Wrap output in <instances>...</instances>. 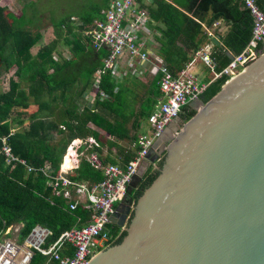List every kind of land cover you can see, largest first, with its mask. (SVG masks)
Instances as JSON below:
<instances>
[{
    "label": "trees",
    "instance_id": "obj_1",
    "mask_svg": "<svg viewBox=\"0 0 264 264\" xmlns=\"http://www.w3.org/2000/svg\"><path fill=\"white\" fill-rule=\"evenodd\" d=\"M111 1L103 0L94 8L89 6L83 14L51 19L53 34L58 39L42 44L34 54L31 49L41 42V34L38 29L33 30L39 13H35L33 3H24L19 15L10 16V21L0 6V77L12 72L7 89L0 90V231L9 225H21L20 236H25L32 227L39 225L50 232L46 240V244H50L62 232L85 225L89 212L81 206L70 211L66 201L55 196L47 186V179L39 169L48 167L49 173L55 176L67 146L75 139L92 137L100 148L102 136L88 125L103 131L114 142L134 140L129 132L137 128V119H133L128 129L125 126L132 117L123 113L131 100L125 98L119 83L115 84L108 74L100 76L99 88L110 99L100 102L95 97L92 107H86L83 101L89 91L94 92L92 80L106 54L103 48L92 46L85 32L93 21L102 17ZM137 2L150 19L152 33L147 46L173 76L192 61L193 54L207 41L204 29L212 28L216 21L226 26L224 34L213 31L221 43L212 47L216 73L229 62L226 52L241 53L250 39L252 18L242 0ZM254 3L264 13V0H254ZM73 16L77 18L76 23H71ZM58 42L64 47L65 57L57 49ZM203 80L209 81V87L200 95L206 102L219 91L226 77L211 81V76L206 75ZM114 86L115 93L112 92ZM30 106L34 110L28 109ZM182 109V121L194 114L186 106ZM24 121L27 124L23 126ZM114 142L107 141V144ZM115 146L121 151L120 167H125L136 148L134 144L132 151ZM3 147L23 160L32 171L26 172V167L18 163L13 166L7 163ZM99 148L78 150V166L68 174L70 180L93 185L102 179L101 170L87 158L91 151L98 156ZM98 159L101 166L112 162L101 160L99 156ZM156 175L157 172L147 175L137 198ZM106 227L109 235H116L115 228ZM123 236L124 233L113 244ZM43 261L44 257L35 253L29 264H42Z\"/></svg>",
    "mask_w": 264,
    "mask_h": 264
},
{
    "label": "water",
    "instance_id": "obj_2",
    "mask_svg": "<svg viewBox=\"0 0 264 264\" xmlns=\"http://www.w3.org/2000/svg\"><path fill=\"white\" fill-rule=\"evenodd\" d=\"M186 107L194 114L155 140L115 204L108 225L124 236L86 264H264V53Z\"/></svg>",
    "mask_w": 264,
    "mask_h": 264
},
{
    "label": "built area",
    "instance_id": "obj_3",
    "mask_svg": "<svg viewBox=\"0 0 264 264\" xmlns=\"http://www.w3.org/2000/svg\"><path fill=\"white\" fill-rule=\"evenodd\" d=\"M143 1L148 3L149 0ZM242 2L252 18L250 39L242 52L233 55L220 72L216 73V65L211 58L213 44L210 42L215 35L210 29H204L207 41L193 54L192 61H197L205 67L211 75V81L224 76L226 80L223 84H225L264 53V13L258 9L254 0H242ZM149 22L146 10L139 6L137 0H113L102 12V17L93 21L90 29L85 32L89 35L92 46L103 48L106 53L101 60V67L95 72L92 80L94 92L89 91L98 101L110 99L99 88L100 76L108 74L113 82L118 84L128 73H134L132 67L135 62L147 60L144 40L151 34L148 28ZM122 59L125 61V67L121 66ZM192 61L175 76L162 62L160 63L156 82L159 100L155 109L145 119L150 129L149 133L141 134L136 138L135 154L125 167L114 164L101 166L97 154L91 151L87 158L101 170L102 179L93 185L70 180L68 178L70 159L73 157L77 161L78 150L81 147H84V150L99 148L92 137H86L69 143L66 149L70 152V154L67 152V166L63 163L66 153L55 176L49 173L48 167L39 169L46 177V184L53 194L64 199L70 211L78 206L87 210L88 221L80 228H71L62 232L50 244H46L50 235L46 228L35 225L25 236H20L21 225H9L0 231V264H29L35 253L44 257L42 264H86L99 251L114 243L120 233L111 236L100 231L108 225L114 205L124 197L137 166L154 141L177 118L182 107L199 98L209 84V81H204L194 74ZM116 91L117 88L114 86L112 92ZM2 151L7 163L12 166L18 163L26 167L24 161L14 157L7 147H3ZM31 171V168L26 167V172Z\"/></svg>",
    "mask_w": 264,
    "mask_h": 264
},
{
    "label": "crops",
    "instance_id": "obj_4",
    "mask_svg": "<svg viewBox=\"0 0 264 264\" xmlns=\"http://www.w3.org/2000/svg\"><path fill=\"white\" fill-rule=\"evenodd\" d=\"M209 30V29H208ZM211 31H218V33L224 34L226 31V26L222 21H216L213 23L212 28H210ZM152 33V32H151ZM151 36V35H150ZM219 41V45H220ZM148 58L147 61L150 64L144 65L143 63L145 61L141 62H135L133 64V74H127L124 76L120 81L118 86L121 88L122 94L125 96V98H129L128 100L130 101V106L127 108V110H124L123 113L126 114V116H131V121L126 124L125 127L128 129L130 128V125L133 121V119H137V128L136 129H130L129 135L134 136L133 142H128V140H117L114 142L113 138L111 137H106L107 135L96 128H94L92 125H88L89 128L94 129L98 134L102 136V139L100 140V148H99V153L98 156L101 160L105 161H112V164H116L118 166H122L120 161H121V151L118 149V147L115 146L118 145L121 147V149L124 150H133V144L136 140V138L141 135V134H147L149 133V126L146 123V120L143 119L145 114L148 112H152L155 109L156 102L159 100V94L157 90V85L155 80L157 81L158 79V69L160 67V63L157 61V56L155 55L154 51H152L149 47L146 49ZM65 57V56H64ZM124 59L121 61V66L125 67L124 64ZM193 63V71L197 70L200 73L201 79H204L206 69L205 67L197 62V61H192ZM198 76V75H197ZM157 94V96H154ZM84 103L86 107H92L95 98L92 93H89L84 97ZM184 109H181V111L178 114V117L174 119L162 132L159 138H161V142H166L175 132V129L182 123V115L184 114ZM142 115V116H141ZM142 118V119H141ZM145 131L143 132V130ZM133 138V137H130ZM96 141V140H95ZM107 141H113L114 144L109 145L107 144ZM155 143V141H154ZM69 150V149H68ZM66 150V153L70 152ZM71 150V149H70ZM67 155V154H66ZM65 155V157H66ZM64 157V159H65ZM63 159V163H64ZM70 170L68 171L69 174L72 170H75L76 167L78 166V161L79 158H77V161L75 158L70 159ZM110 163V162H108ZM110 163V164H111ZM67 166V165H65Z\"/></svg>",
    "mask_w": 264,
    "mask_h": 264
},
{
    "label": "rangeland",
    "instance_id": "obj_5",
    "mask_svg": "<svg viewBox=\"0 0 264 264\" xmlns=\"http://www.w3.org/2000/svg\"><path fill=\"white\" fill-rule=\"evenodd\" d=\"M102 1L103 0H0V6L5 9L4 13L6 15V18L10 21V16L17 17L19 15L21 7L24 3H26L27 5L29 3H33V6L35 7V13L39 12L37 14L38 19L34 22V26L37 28L33 27V30L38 29L39 33L41 34V42L31 49V53L34 54L42 44H48L49 42L58 39L53 34L51 19L57 20L61 17H66L69 15L72 16L76 14H83L84 12L88 11L87 8L89 6L91 8H94L100 5ZM76 21L77 18L73 16V19H71V23H76ZM57 49L63 56H66V52L63 50L64 47H62L59 42L57 44ZM11 73L12 72L10 71L7 74L1 75L0 90L7 89L8 79L11 76ZM194 74L198 75V77L201 76L197 70L194 71ZM206 75L210 74L206 71L205 76ZM28 109L34 110V107L30 106ZM26 124L27 122L24 121L23 126ZM144 131L145 129L143 130V132Z\"/></svg>",
    "mask_w": 264,
    "mask_h": 264
},
{
    "label": "flooded vegetation",
    "instance_id": "obj_6",
    "mask_svg": "<svg viewBox=\"0 0 264 264\" xmlns=\"http://www.w3.org/2000/svg\"><path fill=\"white\" fill-rule=\"evenodd\" d=\"M156 167H158V164L156 165ZM154 172H156L155 169L151 172V174L154 173ZM146 177H147V176H145V177L143 178L141 184L138 186L136 192L134 193V198H135V199L137 198V197H136V194L142 189L143 184H144V181L146 180ZM114 207H115V205H114ZM114 207H113V213H114ZM112 218H113V216H112ZM112 218H111V219H112ZM118 233H120V235L117 237V239L121 236V234H122L123 232H120V230H117V233H116V234L118 235ZM117 239H116V240H117ZM116 240H115V241H116ZM115 241H114V242H115Z\"/></svg>",
    "mask_w": 264,
    "mask_h": 264
},
{
    "label": "bare ground",
    "instance_id": "obj_7",
    "mask_svg": "<svg viewBox=\"0 0 264 264\" xmlns=\"http://www.w3.org/2000/svg\"><path fill=\"white\" fill-rule=\"evenodd\" d=\"M149 28V27H148ZM149 30H150V28H149ZM151 31V30H150ZM150 36V35H149ZM149 36L147 37V38H145V40H144V47L147 49L148 48V46H147V44H148V39H149ZM209 87V86H208ZM67 162H68V153H67V155H66V157H65V159H64V166L65 165H67Z\"/></svg>",
    "mask_w": 264,
    "mask_h": 264
},
{
    "label": "clouds",
    "instance_id": "obj_8",
    "mask_svg": "<svg viewBox=\"0 0 264 264\" xmlns=\"http://www.w3.org/2000/svg\"><path fill=\"white\" fill-rule=\"evenodd\" d=\"M148 25H149V24H148ZM182 108H183V107H182ZM180 111H181V110H180ZM150 113H151V112H150ZM150 113H149V114H150ZM147 117H148V116H147ZM147 117H146V118H147ZM177 117H178V116H177ZM146 118H144V120H145ZM75 140H81V139H75ZM67 147H68V146H67ZM66 149H67V148H66ZM65 154H66V151H65ZM65 154H64V155H65ZM62 158H63V157H62ZM61 163H62V160H61ZM61 163H60V164H61ZM114 165H115V164H114Z\"/></svg>",
    "mask_w": 264,
    "mask_h": 264
}]
</instances>
